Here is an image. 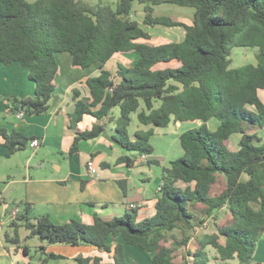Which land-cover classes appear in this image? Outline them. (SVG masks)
<instances>
[{"label":"trees","instance_id":"obj_1","mask_svg":"<svg viewBox=\"0 0 264 264\" xmlns=\"http://www.w3.org/2000/svg\"><path fill=\"white\" fill-rule=\"evenodd\" d=\"M134 3L144 8L145 26L182 27L183 39L151 43V35L131 19ZM164 4L193 9L191 25L174 17H154L153 7ZM233 47L257 48L256 64L230 68ZM128 52L138 55L134 65H119L114 74L104 68L114 55ZM60 53L71 56L73 67L99 65V75L86 80L89 97L77 100L79 94L73 91L76 121L88 115L113 124L111 139L124 151L151 155L154 127L166 128L171 122L200 125L180 134L183 156L162 169L151 217L137 221L136 208H128L120 217H95L90 225L75 220L56 225L47 217H27L25 204L9 223V233L3 234L5 248L14 245L28 256L18 234L23 227L27 237H37L45 245L90 246L113 259L102 263L99 258H77V264H127L117 238L152 254L150 264H207L208 247L221 261L250 264L264 234V145L256 134L264 130L259 94H264V0H118L114 8L80 0H0V63L28 68L35 86L33 97L6 99L10 113L48 111L56 89L54 56ZM132 115L150 127L136 131L134 140L128 132ZM212 120L218 124L214 131L207 128ZM103 131L104 126L95 123L90 131L78 132L69 154L77 153L80 141L94 140ZM236 134L240 139L233 151L226 142ZM0 137L6 156L26 149L34 139L3 129ZM133 162L122 156L115 163L130 167ZM221 178L225 186L214 192ZM177 182L193 188L182 190ZM118 185L124 190V182ZM198 206L201 219L195 217ZM224 207L228 218L216 228L224 244L218 236H202L191 249L187 233ZM175 231L180 238L172 236ZM179 250L181 260L175 262ZM53 258L49 254L44 262Z\"/></svg>","mask_w":264,"mask_h":264},{"label":"crops","instance_id":"obj_2","mask_svg":"<svg viewBox=\"0 0 264 264\" xmlns=\"http://www.w3.org/2000/svg\"><path fill=\"white\" fill-rule=\"evenodd\" d=\"M166 29L180 31L179 39L169 42H179L183 39L185 31L182 27ZM54 57L58 67L54 78L56 89L49 100L48 111L40 115L23 114L20 119L10 113L6 99L33 97L34 83L28 77V68L19 63H12L8 66L0 63V129L5 130L7 134L17 132L26 138H37L40 141V146L35 149L36 151L33 150L34 155L26 152L29 149L27 147L6 156L7 149L0 137V264H77V258H99L102 263H112L113 259L108 254L90 246L72 247L40 243L34 247L36 248L35 257L31 260V247L26 246L28 256H24L20 249L16 247L6 249L3 243V234L10 231L8 228L9 213L12 210L5 197L7 194L8 196L12 194L9 198H13V202L18 206L28 205L27 217H47L56 225L66 224L71 220L90 225L95 217L101 219L120 217L129 208V204L135 205L137 221L151 217L155 211L154 206L158 198L156 190L161 184V177L156 187L152 189L153 195L149 196L145 185L137 186L135 183L139 176H143V181L148 180L147 175L141 171V166L150 165L133 162V165L129 167L115 163L122 156H127L134 161L137 154L126 152L113 142L111 134L114 125L106 123V120L96 122L88 115H84L79 122L76 121L73 91L79 94L77 100L87 99L89 92L86 80L99 75V65L80 69L72 66L71 56L68 53L55 54ZM137 59L138 55L135 52L116 54L105 64L104 68L114 74L119 65L130 67ZM133 116L135 115H132V119ZM95 123L103 125L104 131L94 140L80 141L77 153L70 155L69 151L76 134L90 131ZM180 124L184 123L171 122L166 128H153V135L149 139L153 153L148 156L149 161H156L155 165L168 168V162L173 154L168 152L164 162L161 163L160 153L156 149L157 145L154 144L153 138L165 135L179 138L184 132L180 131L182 127L184 128ZM194 125L198 127L200 123L197 122ZM148 129L150 127L140 124L135 126L133 132H129L128 128L129 138L134 140L133 135L136 131H147ZM166 129H169L171 135L160 133L161 130ZM162 138L166 140L165 137ZM55 153L58 156L55 158L56 161H52L54 171L51 172L46 168L48 159L45 158L54 156ZM176 154L180 155L181 151L178 153L177 150ZM88 161L93 163L94 175L87 173ZM119 181L125 183L124 190L118 185ZM175 185L182 190L187 187L193 188V184L188 185L182 182H177ZM201 208L198 206L196 211L197 219L202 218L199 214ZM224 210L226 207L215 212L213 216L205 218L202 224L194 226L193 232L187 233L191 235L189 241L191 249L194 248V240L197 237L218 236L217 226L228 218L227 214L225 219H220L222 216L220 212ZM218 213L221 214L220 217L217 216ZM4 228L8 231H4ZM218 237V242L221 245L224 244V238ZM115 242L122 245L125 263L150 264L152 254L124 244L121 238H117ZM41 247L44 251H40ZM206 251L208 264H239L237 259L221 261L212 247H208ZM49 254L54 255L55 258L44 262ZM250 264H264V234L256 243Z\"/></svg>","mask_w":264,"mask_h":264},{"label":"rangeland","instance_id":"obj_3","mask_svg":"<svg viewBox=\"0 0 264 264\" xmlns=\"http://www.w3.org/2000/svg\"><path fill=\"white\" fill-rule=\"evenodd\" d=\"M82 2H85L87 4H89L90 6H96L98 4H102V5H110L111 7H115L116 3L118 0H80ZM154 17H160V16H165V17H174L176 18L178 21H180L181 23L185 24V25H191L192 23V15H193V9L191 8H185V7H178L175 5H168V4H164V5H160V6H156L153 7V14ZM145 17V13H144V8L142 5H139L137 3H134V8H133V12L131 14V19L136 21L140 27H142L146 32H148L151 35V43L153 44H163V43H168L169 41H176L179 39V35H180V31L177 29L173 30V29H166L163 27H148L145 26L143 24V20ZM141 42V41H139ZM257 48H251V47H233L231 50V55H230V59H231V65L230 68L235 69V68H239L242 67L244 65L247 64H256V59H255V55L257 53ZM260 97L262 99V101L264 102V94L263 93H259ZM112 113L116 116H118V110H113ZM139 125L137 119L135 116H133L132 119V123L129 127V132H133L135 129V126ZM181 126L185 127H189L190 129H194V128H198L194 125V123H184V124H180ZM217 127V121L216 120H212L207 124V128L210 131H214ZM183 127L180 129V131H186L188 129H184ZM173 132L174 129H172ZM160 133L162 134H166L168 133L169 135H171L169 133V129L166 130H161ZM257 136L260 138L261 142L260 144L264 145V130H260L256 132ZM162 137H165L166 140ZM156 136L154 139V144L157 145L156 149L157 151L160 153V159L159 161H161V163L164 162L165 157L167 156L168 152H170L171 154H173L171 160L182 157L183 156V152L182 149L180 147V143H179V138H175L172 136ZM239 135H234L232 136L227 142L226 145L230 150H237V145H238V141H239ZM178 150L181 151V154H176ZM36 151V150H35ZM35 151H33L32 149H27L26 152L30 155H34ZM178 155V156H177ZM56 156H58L57 153H55L54 156H50L48 159L46 160V162L48 161V163H46V168L48 171L53 172L54 171V167H53V163L52 161H56ZM169 160V161H171ZM170 166V162H168V166ZM142 169L141 171H143V173L145 175H147V179L146 181H143V176H139V179H136V183L135 185L137 186H142L145 185L147 188V192L149 196L153 195V187H156L155 185H157L158 183V179H160L161 174H162V169L163 167L160 165H155L152 164L150 166L147 165H142L141 166ZM145 183V184H144ZM225 186V181L223 178H221L219 185L217 184L214 192L219 191L220 189H222ZM12 194H9V196H11ZM8 194L5 196L7 199V202L9 203L10 207L16 208V207H20L21 211L23 210V206H18L17 204H15L13 202V198H9ZM8 197V198H7ZM14 203V204H12ZM20 211V212H21ZM227 208L224 211H221L220 213L222 214L220 219H225L227 216ZM19 212V213H20ZM225 213V214H224ZM221 214H217L218 217H220ZM16 219V218H15ZM13 221V220H11ZM10 221V222H11ZM4 231H8L7 228H4ZM19 234V238H20V244L23 246H28L31 247V256L30 259H34L35 257V249L34 247L38 246L41 241L37 238V237H27L29 235V232L21 227L19 228L18 231ZM172 236H174L175 238H180L179 232L175 231L173 232ZM14 247V245H10L8 244V248H12ZM181 254L180 251L177 252L176 257H178L176 259L175 262H180L181 260ZM208 264V263H207Z\"/></svg>","mask_w":264,"mask_h":264},{"label":"built area","instance_id":"obj_4","mask_svg":"<svg viewBox=\"0 0 264 264\" xmlns=\"http://www.w3.org/2000/svg\"><path fill=\"white\" fill-rule=\"evenodd\" d=\"M23 112H19L17 113L15 116L16 118L20 119L23 117ZM40 146V141L37 139V138H34L32 141L29 142L28 144V148L29 149H32V150H35L37 149L38 147ZM134 162L136 164H146L148 162V155H145V154H142V155H138ZM86 170H87V173L89 175H94V170H93V163L91 161H88L87 164H86ZM160 189H161V185L157 187V193L160 192ZM130 209H134L135 208V205L134 204H129L128 206ZM21 211L20 207H16V208H13L10 213H9V220H15V218L17 217V215L19 214V212Z\"/></svg>","mask_w":264,"mask_h":264}]
</instances>
